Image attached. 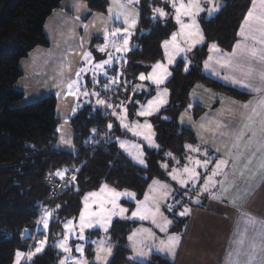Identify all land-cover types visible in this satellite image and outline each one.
<instances>
[{
  "label": "trees",
  "instance_id": "1",
  "mask_svg": "<svg viewBox=\"0 0 264 264\" xmlns=\"http://www.w3.org/2000/svg\"><path fill=\"white\" fill-rule=\"evenodd\" d=\"M62 1L0 0V264H15L17 252L35 253L38 241L45 237V250L35 253L23 264H59L61 255L55 248L56 235L60 234L62 222L79 216L85 194L106 184L119 191H133L142 198L154 177L165 178L160 163L166 153L182 157L185 145L195 141L193 134L180 127L178 120L190 107L189 97L196 85L238 100L248 99L247 95L203 73L210 45L215 44L223 52L232 51L252 3V0H218L223 5L221 10L210 19L204 15L200 19L204 43L188 55L190 63L179 59L162 85L170 94L169 103L151 120L159 151H147L145 170L134 165L118 147L117 139L125 135L112 112H117L118 103L129 100L142 73L147 76L156 63L165 60L163 43L177 30L172 14L167 18H152L157 15L154 8L171 12L164 1L140 0L136 4L140 23L133 38V50L126 53L120 67L116 65L106 72V77L111 78L103 82L105 88V84L115 80L104 93L105 98L111 97L108 102L113 108L82 106L70 121L75 152L58 149L61 120L57 115L56 97L19 106L25 97L16 85L23 77L21 62L35 49L50 47L45 24ZM82 1L91 13L98 14H106L110 4L109 0ZM118 82L122 83L117 91ZM152 95L153 91L136 96L145 103ZM192 111L195 116L202 113L198 108ZM164 116L169 117V121L163 119ZM73 168L76 169L74 175ZM58 171L64 172L63 179L55 175ZM71 175L75 180L69 182ZM50 177L67 183L65 190L54 199L53 188L47 184ZM45 210L52 213L46 231L37 223ZM167 213L174 223L172 232L182 233L186 222L182 224ZM136 226V223L121 221L113 224L112 236L118 248L110 264H142L131 259L128 248V238ZM148 264L174 263L154 255Z\"/></svg>",
  "mask_w": 264,
  "mask_h": 264
},
{
  "label": "crops",
  "instance_id": "2",
  "mask_svg": "<svg viewBox=\"0 0 264 264\" xmlns=\"http://www.w3.org/2000/svg\"><path fill=\"white\" fill-rule=\"evenodd\" d=\"M80 2L81 0H63L60 8L55 10L48 18L45 24V33L50 41V47L35 49L21 62L23 77L16 85L17 90L22 92L25 97L19 106L32 104L50 96L56 97L57 115L61 120L57 147L60 150L73 153L75 152L73 147L74 132L70 126V121L78 110L86 104H91L93 107H103V109L110 108L97 103V100L101 99L109 105L104 97V93L108 88L102 87L104 86V80L107 78L105 73L116 65L120 67L126 55V52H110V49H112L110 42L112 37H109L108 41L103 38L105 28L110 30L113 28L121 29V33L117 36V42L121 36L125 35L123 30L127 28V25L123 23V17L117 19L116 15L120 9L112 5L111 0H109V7H113V12L110 13L107 10L106 14L91 13L87 4L83 1L82 3L87 8L78 10L76 5ZM127 10L129 13L132 10L139 13L136 5H128ZM139 23L140 13L135 26L129 29L131 33L128 44L129 49L133 48V37L139 29ZM85 25H88L87 30L84 27ZM132 32H135V34H132ZM106 43L108 44L107 49L105 52H100L98 48ZM203 43L199 45L201 46ZM237 43H243L240 35L232 51L223 52L218 48L220 50L219 53L211 51L210 45L209 56H212L215 60L221 54L231 55L236 52L234 62L241 61L245 54L242 49H236ZM247 43L252 44L254 42L249 40ZM194 49L192 48L191 51H188L186 56L188 57ZM106 52L107 54L111 53L114 57L123 58V60H120V58L113 59L112 64L105 65L103 69L93 68V65L107 59ZM85 53H91V64L84 60ZM184 57L178 55L173 65L179 59H184ZM206 61H208V58ZM214 66L220 71V77L211 71L205 70L203 65L205 76L241 94L247 95L248 99L245 101L238 100L215 92L203 85H196L193 88L189 97L190 107L180 115L178 124L180 127L189 130L193 134L195 141L185 145L184 155L177 159V170L179 175L186 176L182 171L183 168L193 167L189 157L193 160L198 159L201 161L211 159L212 162L208 164L207 170L203 167L196 168V171L200 174L199 181L195 185L189 182L186 186L187 188L182 190L184 197L191 198L193 201L199 199L200 203H195L194 207L184 206L181 208L182 210L180 211L185 208L191 210L190 214L185 215V219L189 220L186 221L182 233L172 232L174 223L167 213L172 223L168 226L167 232H163L164 234L160 237L161 240H167L169 236H179L180 239L174 249V256L168 252L157 250L160 240L156 242V248L147 250L142 248L144 245L141 247V244H137L134 239L136 249L134 251L133 241L128 239L131 258L135 257L133 261L145 264L151 261L154 255H157L171 260L174 264H228L229 252H232L233 258L238 252L241 253L240 259L243 260L242 254L250 251V245L253 243L259 245L264 239V235H262L264 233V171H261L258 167L261 156L264 153L257 151L253 163L247 165L246 157L250 153L245 150V143L251 136L250 132L245 134L238 149L232 147L235 143L232 137L242 127L243 123L242 113L244 109L241 108V105L250 104L260 97L256 93L222 79L227 74L226 70L219 69L217 65ZM81 68H84L85 71L80 76L81 86L79 91L69 94L67 83L70 80L77 79L75 73L80 71ZM94 75L96 77L95 82L93 81ZM234 75L240 76V73L237 72ZM110 78L107 79L110 80ZM249 82L254 85L258 83L255 79H251ZM113 84L114 82L111 85ZM85 91L89 93L87 96L82 94ZM195 108L202 111L199 116L193 114L192 109ZM216 121L226 125V127L216 130V124L214 123ZM201 124H205V128H201ZM128 140L131 141L130 138ZM132 140L135 141V138L132 137ZM188 145L193 148H199L200 151L192 152L188 149ZM252 150L255 151V146L252 147ZM229 152L233 155L238 152L244 154L238 162L240 170H244L247 165V170H244L243 176H240L239 171L233 174L232 164L234 161L229 158ZM144 153L146 154L145 148ZM204 153H207V155H204ZM220 159L229 160V166L223 171L228 174V180L235 184L222 202L212 199L209 193L202 191L205 181L211 175L216 162ZM137 167L145 169L147 166ZM214 179L218 183L211 190L219 193L220 182L224 180V177L221 175ZM162 180L166 182V178ZM173 196L175 198L177 194L168 198L167 206L173 203ZM233 196L240 197L236 200L235 206L232 203ZM164 209L166 210L167 207H164ZM249 218L253 223L248 222ZM242 239L243 243L241 244L240 241ZM136 252H142L143 255L137 256ZM25 260L22 259L21 264Z\"/></svg>",
  "mask_w": 264,
  "mask_h": 264
},
{
  "label": "snow or ice",
  "instance_id": "3",
  "mask_svg": "<svg viewBox=\"0 0 264 264\" xmlns=\"http://www.w3.org/2000/svg\"><path fill=\"white\" fill-rule=\"evenodd\" d=\"M140 0H111V4L118 7L120 11L116 13L117 19L123 17V23L127 25V28H124L125 35L121 36L120 39L122 43H117V36L121 33L120 28L113 29H104L103 38L108 41L109 37L111 39V45L115 49L116 52H126L128 51L129 37L131 33L129 29L133 28L137 23L139 13L135 10H132L131 13L127 10L128 5H136L139 4ZM166 4H169L172 9H174V16L176 23L180 26L179 31L173 33L171 40H166L163 43V47L165 49V56L168 64H172L177 55L181 53H187L192 50V47L195 46V43L203 40V35L199 31V27L196 23V17L200 13H205L209 18H211L214 14L218 13L222 6L220 3H217L216 0H164ZM77 9L84 8L87 6L82 3H77ZM108 11L113 12V7H109ZM153 11L157 14L153 16V20L159 16L160 18H167L169 13L165 12L163 8H154ZM131 17V18H129ZM183 17H188L191 23H186ZM79 19V17H77ZM87 30L88 25L84 26ZM195 29V32L192 30ZM199 35V40H193L192 43L189 44L187 49L180 46L177 43V38L179 36L185 37V43H188L189 39L194 35ZM239 35L242 37L243 43H237L236 49H242L245 54L241 61L234 62V58L236 57V52H233L231 55L221 54L216 57L215 60L212 56L208 57V61L205 62L204 68L205 70L213 72L216 76L220 77L221 73L217 70L219 69L226 70V73L222 79L231 84L237 85L243 89H246L250 92L256 93L260 98L250 104L241 105V108L244 109L242 113V127L233 135V139L235 143L232 145L233 148H239L240 142L244 139L246 133H251L250 138L245 143V150L250 153L247 159V165H251L253 163V159L255 158V154L257 151L264 153V0H252L251 8L247 11V15L241 25L239 30ZM249 40L254 43H247ZM173 46V50L169 52V45ZM259 45V47H257ZM108 44L106 43L104 46L99 47L98 50L100 52H105ZM211 51H215L217 53L220 52L218 47L213 44L211 45ZM120 57H114L111 53L108 54V59L103 60L101 63L93 65L95 69H103L105 65H111L113 59H119ZM185 61L190 63L187 60V56L184 57ZM84 60L89 64L92 63L91 53L84 54ZM186 72L188 68L184 69ZM85 71L84 68H81L80 71L75 73L77 77L76 80H70L67 83V88L69 90V94H73V92H78L80 88V76L81 73ZM240 73V76L234 75V73ZM106 75V73H105ZM171 75V72L168 71V67L164 63H156L152 71L145 76L143 73L140 75V80H149L152 84H155L159 87V85L163 84L168 76ZM251 79H255L258 81L257 84H252L249 81ZM93 81H96L95 75L93 76ZM115 82V80H113ZM109 84H105V88H108ZM138 89L142 88V86H137ZM87 96L89 93L87 91L82 93ZM95 95H99L98 93H94ZM167 95V89H164L162 92H158L156 97L152 100H149L146 105H141L139 112L137 115L139 116H150L153 112L158 111L159 107L163 104L167 103L164 97ZM97 103L100 105H105L107 107H112V105H107L104 100L98 99ZM112 115H117V112L114 110ZM117 118L120 120V124L125 129L132 131L134 135L142 136L145 141L148 142L151 147H158L154 143L153 136L154 133L148 131L147 133L135 131L136 128H143L145 130H151L152 125L150 123L145 122L143 125H140L138 122L133 126L127 122V109L125 108L123 112L117 115ZM216 124V130L226 127V125L221 124L220 122H214ZM112 125L109 124L108 128L111 129ZM201 128H205V124L200 125ZM95 131V130H93ZM223 135V133H221ZM63 139V138H62ZM121 148H124L125 151H128L129 155H132L133 158L141 165L147 166L145 161L142 159V151L136 155L129 150L126 142H121ZM255 146V151L252 150V147ZM188 149L192 152H199V148H193L191 145L187 146ZM133 149H139L140 145L133 144L131 145ZM219 151V149H217ZM171 156V153L168 154ZM207 155V153H204ZM229 158L234 162L232 164L233 174L239 171L240 176L244 175V170H247V165L244 170L239 169L238 162L243 157V153L238 152L233 155L231 152L228 153ZM190 162L193 164L192 168L184 167L183 173L186 176H181L177 173L176 170H173L172 179L176 180L182 187H186L189 182L197 183L199 181L200 174L196 171L197 167H203L207 170L208 164L211 163V159L208 160H193L189 157ZM229 166L228 159H220L216 162L215 168L211 171V175L208 176L207 180L203 185V192L209 193L212 199L223 201L224 198L227 197L228 193L235 186L234 182L228 180V174L223 170ZM167 169V165H163ZM258 167L261 171H264V155L261 156ZM67 171V170H65ZM55 175L59 176L61 179L64 178V172H56ZM223 176L224 180L220 182V192L215 193L211 189L216 186L218 183L214 178L217 176ZM71 180H75V176L71 177ZM154 184H159V182H154ZM160 188H167V185H160ZM158 189L153 187L150 189V192L157 191ZM107 194L109 198L105 199L104 194ZM168 193L164 194V199L167 198ZM128 197L130 200L135 199V194L131 192H118L115 189H111L108 185H103L100 192H92L89 193L88 196L84 198V211L81 212L79 216V224H78V239L85 240L84 231L88 228H100L105 233L108 232V228L111 224V219L113 216H120L122 219H139L150 220L152 224L156 225V227L160 228L162 232H167V228L171 225L172 221L168 220L167 217H163V223H158L156 217L158 215L162 216L163 214L160 211V203L159 201L150 195H145L144 200L142 202H137L136 211L131 213V216H126L125 214L128 212L127 208L120 207L118 201L121 197ZM90 198L93 202L99 203V211H90ZM240 198L238 196H233L232 203L233 206L236 205V200ZM195 203H200L199 199L195 201ZM111 205L110 208L106 207V205ZM168 211H172V206H167ZM190 209L185 208L182 212H180L181 216L190 214ZM52 216V213L48 210H45L40 220L37 222L38 224H42L44 229L47 230L49 218ZM249 223H253V221L249 218ZM67 232L72 234L77 231L76 226H74L72 221H68L65 225ZM141 231H148L147 229H141L137 232H134L132 236L129 237V240L133 241V250L135 249V241L134 237L139 234ZM150 236H154V234L149 233ZM264 235V233H262ZM179 236H169L167 240H160L158 251L168 252L175 255V247L179 243ZM47 237L43 240L38 241L40 247H36L35 253L42 251L43 245L46 243ZM96 243V262L97 264H108L107 257L111 256L112 248L111 246H106L104 240L94 241ZM243 243V239L240 241ZM68 240L67 237L63 239L59 247L71 254V248L67 246ZM76 251L80 252L83 256L84 248L81 245H77ZM33 252H29L27 255L22 252L16 253V261L15 264H21L22 259L31 260L32 256L35 255ZM137 256H142V252H136ZM244 259L241 260V253H237L235 258H233L232 252L228 254V264H264V239H262L261 243L257 245L253 243L250 245V251L242 254ZM131 259H135L132 257ZM61 264H67V261H61ZM73 264H88L86 260H76L73 261Z\"/></svg>",
  "mask_w": 264,
  "mask_h": 264
},
{
  "label": "rangeland",
  "instance_id": "4",
  "mask_svg": "<svg viewBox=\"0 0 264 264\" xmlns=\"http://www.w3.org/2000/svg\"><path fill=\"white\" fill-rule=\"evenodd\" d=\"M162 1H164V0H162ZM216 2L220 3L222 5V3L219 2L218 0H216ZM164 4H166V3H164ZM167 5L171 9V12H168V13L172 14V16L174 18V22L176 23L175 16H174V11L175 10L172 9L169 4H167ZM164 10H165V12H167L166 9H164ZM216 14H214V15H216ZM202 15L206 16L207 19H210V18L207 16L206 12L205 13H200L196 17V23H197V25L199 27V31L203 35V31H202L201 25H200V19H201ZM183 19L185 20L186 23H191V21H190V19L188 17H183ZM176 25H177V30L174 33L179 31V27L180 26L177 23H176ZM192 31L195 32V29H193ZM132 34H135V32H132ZM171 37H170L169 40H171ZM133 38L135 39V37H133ZM193 40H199V35L196 34L193 37H191L189 39L188 43H185V37L179 36L177 38V43H179L181 47L187 49L188 46H189L188 44L192 43ZM203 42H204V35H203V40L200 41V42L195 43V46L192 47V48H197L198 46H200L199 44L203 43ZM117 43H122V40L119 39V41ZM128 49H129V46H128ZM132 50H133V48H131L128 51H126V53L131 52ZM172 50H173V46L170 44L169 45V52H171ZM110 52H116V51L112 47V49H110ZM163 52H164V55H165V49L164 48H163ZM117 53H124V52H117ZM186 54L187 53H181L180 55L185 56ZM106 55L108 56L107 52H106ZM177 56L175 57V59L177 58ZM107 59H108V57H107ZM120 60H123V58L122 59L120 58ZM160 63L166 64L167 67H168V71H171V67L173 66V63L172 64H168L166 56H165V60L160 62ZM124 74H125V71H123V74H122L123 78H124ZM168 78H169V76L164 81V83L168 80ZM121 83L122 82H118L117 83V91L119 90L118 86L121 85ZM163 84L159 85V87H158L157 85L152 84L151 81H149L147 79L143 80V81L140 80L139 83H137L135 88L132 90V93L129 95L130 96L129 100L126 101L125 103H122V101H121L120 103L117 104V106H118L117 115L121 114L125 108L127 109V122L130 125L134 126L137 122L140 125H143L145 122L150 123L152 125L151 130H145L143 128H136L135 131L144 132V133H147L148 131H150L151 133H154L153 140H154V143L156 145H158V143H157V140H156V133H155V130H154V125H153V122L151 120L156 115H158L159 112L162 111L168 105L169 96H170L168 90H167V95L164 97V99H166L167 103H165L162 106H160L158 111L153 112V114L150 115V116H139V115H137V113L139 112L141 105H146L149 100H152V99H154L156 97L158 92H162L164 89H167L165 87H162ZM137 86H142V88L138 89ZM152 91H153L152 97L145 103H141L140 102V100H141L140 97L137 98L138 96H142V95L149 94V93L151 94ZM113 92H114V90H113ZM113 92H112V94H113ZM136 95H138V96H136ZM106 96H108V95H106ZM110 98L111 97H106L105 99L107 101H109ZM117 101H118V98H117ZM109 105H112V104H109ZM133 105L135 107H132ZM112 108H113V106L111 107V109ZM117 115H114L116 117L117 125L121 129L122 133L125 135V137L117 139L119 149L122 151V153L131 162H133V164H136L137 166H144V165L139 164L133 158L132 155H129L128 151H125L124 148H121V146H120L121 142H126L127 143V146L129 147V150L133 153V155H136V154H138L139 152L142 151V159L145 161V163H146V154L144 153V148L146 149V153H147V151H152V152L153 151H159V145H158V147H151V146H149L148 142L143 139L142 136L134 135L132 131H129V130L125 129L124 127H122L121 124H120V120L117 118ZM163 119L169 121V117L167 118L166 116H164ZM132 137L135 138V141L132 140ZM129 138L131 139V141L128 140ZM133 144L140 145V148L139 149L131 148V145H133ZM168 154L169 153H166V158L160 163V170L165 174L164 177L166 178V182L162 180V179H165V178L154 177L151 180V182L149 183V186H148V188H147V190H146V192H145V194L143 195L142 198H139L137 196V194L135 192H133V191H130V190L119 191V190H117V189H115V188H113V187L108 185L109 188L115 189L118 192L127 191V192H131V193L135 194V199L134 200H130L128 197L124 196V197H121L119 199V201H118V204L120 205V207L128 209V212L125 214L126 216H131V213L136 211L137 202H142L144 200L145 195H150L152 197H155L160 203V211H161V213L163 215L162 216L158 215L156 217V219H157L158 223L162 224L163 223V217H167V219L170 220V218L167 215V211L168 210L166 211L164 209V207H167V200H168V198L172 197V195L177 194V196H175V198L173 196V198H174L172 200L173 203L168 204V205L172 206V211L171 212L168 211V212L173 214V216L176 218L175 220L181 221L182 224H185V222L189 220V219H187V220L185 219L186 218L185 215L184 216L180 215V212H182L180 210H182L181 208H183L184 206H186V207L187 206L194 207L195 206V201H193V199L191 200V198H187V197L183 196L182 190H184L187 187H182L176 180L172 179V175L170 174V173L173 172V170H176L177 173L179 172L177 170V159L180 158V156H176L174 154H171V156H169ZM163 165H167V169L165 167H163ZM141 169L145 170L146 168L145 169L141 168ZM75 172H76V169L73 168L71 173H73V175H74ZM64 177H65V174H64ZM70 177H72V175ZM68 181L72 182L71 178L70 179L68 178ZM157 181L159 182V184H154V182H157ZM69 182H68V184H69ZM160 185H167V188H160ZM153 187L157 188L158 190L154 191V192H150V189L153 188ZM101 188L96 190V191H92V192L99 193ZM92 192H89V193H92ZM89 193L85 194L82 197L81 212L84 211V198L86 196H88ZM165 193H168L166 199L163 198ZM104 198L105 199L109 198L106 193L104 194ZM89 203L91 205L90 211H99V203L98 202H93V200L90 198ZM106 207L110 208L111 205L110 204L106 205ZM81 212H80V214H81ZM80 214H79V216H80ZM79 216L74 217V218H69V219L65 220L64 222H62L61 226H60V231H59L60 234L56 235L55 248L58 250V252L61 255L59 264H61V261H67V264H73V261H76V260H86L88 262V264H97V262H96V248H97V245H96V243H94V241H101V240L105 241L106 246H111V248H112L111 256L107 257L108 264H110L111 260L113 259L114 255L116 253V250L118 248V242L115 241L113 239V236H112V227H113V224L116 221H121V222H125V223H136L137 226L133 229V231L131 232L130 235H133V233L137 232L138 230L147 229L148 231H146V232L145 231H141V232H139V234L137 236L134 237V239L136 240V243L137 244H141V247L144 245L142 248L147 249V250H152L153 248H156L155 247L156 242L158 240H161L160 236H162L164 234L160 230V228H158V227H156V225L152 224L150 220L141 221L139 219H122L120 216L116 215V216L112 217L111 224H110V226L108 228V232L107 233H105L102 229H100L98 227L97 228H88V229H85V231H84V236H85L86 239L85 240H80V239H78ZM49 221H50V218H49ZM68 221H72L74 226H76V229H77L76 232H74L72 234H69L67 232V229L65 228V225H66V223ZM42 227H43V225L41 224L39 226V228L43 229L44 227L43 228ZM38 232H40V231L38 230ZM149 233L154 234V236H150ZM66 237H67V240H68L67 246L69 248H71V254L63 251L59 247L60 242L63 239H65ZM77 245L83 246V248H84L83 256L81 255L80 252L76 251ZM37 247H40L39 243H38ZM46 247H47V240H46V243L43 245L42 251H40L38 253L43 252Z\"/></svg>",
  "mask_w": 264,
  "mask_h": 264
},
{
  "label": "built area",
  "instance_id": "5",
  "mask_svg": "<svg viewBox=\"0 0 264 264\" xmlns=\"http://www.w3.org/2000/svg\"><path fill=\"white\" fill-rule=\"evenodd\" d=\"M47 184L53 188L52 197L54 199L57 198L60 193L65 190L67 183L57 179L56 177H50L47 181Z\"/></svg>",
  "mask_w": 264,
  "mask_h": 264
}]
</instances>
